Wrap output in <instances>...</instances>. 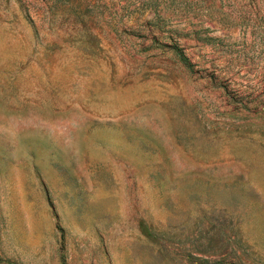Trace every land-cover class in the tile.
Listing matches in <instances>:
<instances>
[{"label":"rangeland","instance_id":"rangeland-1","mask_svg":"<svg viewBox=\"0 0 264 264\" xmlns=\"http://www.w3.org/2000/svg\"><path fill=\"white\" fill-rule=\"evenodd\" d=\"M0 264H264V0H0Z\"/></svg>","mask_w":264,"mask_h":264}]
</instances>
